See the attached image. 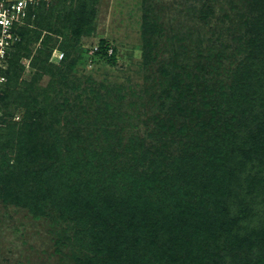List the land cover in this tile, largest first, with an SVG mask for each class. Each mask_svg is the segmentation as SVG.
<instances>
[{
  "label": "rangeland",
  "instance_id": "1",
  "mask_svg": "<svg viewBox=\"0 0 264 264\" xmlns=\"http://www.w3.org/2000/svg\"><path fill=\"white\" fill-rule=\"evenodd\" d=\"M83 2L0 57V264H264V0Z\"/></svg>",
  "mask_w": 264,
  "mask_h": 264
},
{
  "label": "trees",
  "instance_id": "2",
  "mask_svg": "<svg viewBox=\"0 0 264 264\" xmlns=\"http://www.w3.org/2000/svg\"><path fill=\"white\" fill-rule=\"evenodd\" d=\"M73 1L75 0H48V1L43 0L40 6L35 10V17L31 18V14H29L27 18L28 23L18 27L17 33L20 35V40L19 41L17 40L16 42L13 43L12 55L15 54V51L19 47H21V45L24 44V42H26L29 39L28 37L29 31H33L34 33H36L37 34L36 38L39 39L42 31L40 29L42 27L47 28L49 30H54L55 24H57V22H60V20H62L60 18V15L58 16L56 15L57 11L60 13L61 12L66 13L65 17L67 18L66 20L68 23H75L78 21L79 27L77 29H79V31L76 30V33L80 32V24L84 23L87 20L86 16L90 13L89 11H87V7L85 6L86 4H88V2L80 3V6L75 7L76 4L73 3ZM47 6H50L51 9L49 10L48 13H46L44 16L41 17V14L43 13V11L46 9ZM74 17L76 20H74ZM33 27L35 28L31 29ZM99 50L107 60L111 62L116 61L117 50L115 48L112 50V53H109V47L103 44L100 46ZM226 214L230 216L228 213ZM171 223H173V220L171 221ZM249 231L253 232L251 228L249 229ZM256 238H257V234L255 233L252 239L254 240ZM175 247L183 248V245L180 246L179 244L174 243L172 247L173 249L171 248L172 249L171 252L177 251L176 250L177 248L175 249Z\"/></svg>",
  "mask_w": 264,
  "mask_h": 264
},
{
  "label": "built area",
  "instance_id": "3",
  "mask_svg": "<svg viewBox=\"0 0 264 264\" xmlns=\"http://www.w3.org/2000/svg\"><path fill=\"white\" fill-rule=\"evenodd\" d=\"M43 0H0V57L6 56L13 43L20 40L19 26L35 17V10ZM48 1V0H45Z\"/></svg>",
  "mask_w": 264,
  "mask_h": 264
}]
</instances>
